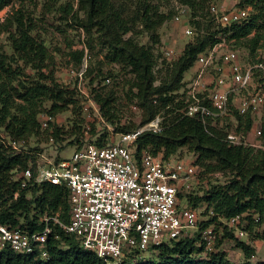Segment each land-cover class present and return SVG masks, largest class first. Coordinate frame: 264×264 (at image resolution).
Masks as SVG:
<instances>
[{
	"label": "trees",
	"instance_id": "obj_1",
	"mask_svg": "<svg viewBox=\"0 0 264 264\" xmlns=\"http://www.w3.org/2000/svg\"><path fill=\"white\" fill-rule=\"evenodd\" d=\"M12 0H0V11ZM117 0H77L78 8L84 12L80 25L89 33L95 30L98 39L104 45L111 61L118 62L134 74L135 81L130 87L136 88V97L144 109L145 116L138 127L151 122L158 112L164 111V119L160 123L161 131L152 133L144 131L136 141V153L150 149L155 155L161 154L164 159L174 155L180 148H187L196 154L195 165L205 172H228L230 177L226 183L208 180L198 184L196 190L188 194L193 208L204 206L206 212L212 211L217 217H230L245 213L256 214L259 221L264 220V149L243 144H232L226 134L210 126L203 125L198 119L190 118L176 112L180 103L174 94L183 86V75L196 62L201 53L206 52L219 36L228 35L229 39L241 41L251 54L260 42L259 31L263 28L262 14L250 15L241 25L230 26L216 31L210 24L194 20L203 12L205 0H177L191 11L192 20L198 33L193 41L187 43L180 56L168 67L166 75L157 79L154 68L157 56L151 47L138 45L124 35L133 32V27L122 16V8L116 5ZM260 0H244L245 4L258 5ZM168 16L159 14L147 1L139 3V11L133 19L141 21L145 31L150 33L152 43L158 41L156 27ZM16 31L12 38L14 54L28 67L35 76L23 75L21 68L12 69L0 62V128L2 133L16 139L30 136H45L46 140L59 142L65 131L55 122H49L41 131L37 117L42 112L43 103L49 102L48 115H56L77 109L74 99L75 91L59 84L46 63V49L43 44L30 35L29 27L21 19H15ZM202 30L200 33L199 30ZM251 36V37H250ZM264 46V45H261ZM83 53L73 54L80 62ZM24 76V78H22ZM10 78H13L12 80ZM12 81L16 82L14 86ZM158 82V84H156ZM111 94L97 95L95 103L107 122L113 123L114 113ZM15 100H18L17 103ZM238 122L237 130L247 132L252 126V115H239L234 112ZM77 125V121H74ZM137 126L116 128V133H126ZM264 136V130H263ZM113 137V136H112ZM112 137L104 133L95 143L104 147L111 143ZM83 144V143H82ZM82 144L78 145L81 146ZM35 166L31 154H14L0 143V223L18 226L28 233L44 228V217H56L58 222L69 221V204L66 189L48 183L20 188L14 177L17 172ZM17 197L14 198V195ZM50 233L47 236L42 258L38 251L32 254H18L11 251L0 252V264H105L94 252L80 247L78 240L66 234L58 223L48 222ZM222 238L233 239V231L227 230ZM199 234L178 240L162 242L148 247L156 251L155 258L137 259L140 253L133 251L126 254L119 264H264V260H252L253 248L243 240H235L234 247L243 254V259L233 263L226 251L220 249L206 252L198 242Z\"/></svg>",
	"mask_w": 264,
	"mask_h": 264
},
{
	"label": "built area",
	"instance_id": "obj_2",
	"mask_svg": "<svg viewBox=\"0 0 264 264\" xmlns=\"http://www.w3.org/2000/svg\"><path fill=\"white\" fill-rule=\"evenodd\" d=\"M243 1L231 0L225 7L210 6L219 28L241 25L249 19L253 5ZM219 39L198 56L192 67L193 78L180 91L182 115L196 118L206 126L208 121L234 112L252 115L264 104V61L245 63L237 50L228 47L224 36ZM78 77L77 91L88 99L81 83L82 72ZM55 119L42 115L41 129ZM161 129L156 118L133 131L118 133L115 136L118 140L110 135L112 141L104 147L85 142L68 159L33 169L28 166L17 172L14 179L22 189L43 183L64 187L69 221L61 224L56 217H44V228L31 233L0 223V252L38 251L42 258L46 257L44 246L50 220L105 264H119L128 253H143L150 246L193 237L196 233L204 250L212 252L217 239L215 223L233 231L237 238L243 237V214L229 219L217 217L210 222L216 215L210 210L201 219L199 210L203 206L193 208L188 198L193 186L201 181L205 184L209 179L219 181L222 172L204 173L193 161L184 162L174 155L164 159L150 149L136 153V141L142 132L159 133ZM0 143L14 154L27 153L24 139L1 132Z\"/></svg>",
	"mask_w": 264,
	"mask_h": 264
},
{
	"label": "rangeland",
	"instance_id": "obj_3",
	"mask_svg": "<svg viewBox=\"0 0 264 264\" xmlns=\"http://www.w3.org/2000/svg\"><path fill=\"white\" fill-rule=\"evenodd\" d=\"M142 1H147L159 14L170 15L156 27L158 39L156 43H152L150 33L144 30L141 21L133 19V16L138 13L139 3ZM205 1L203 12L198 14L200 17H196L194 20H198L200 23L208 22L211 30H219L218 23L209 8L211 5L225 7L231 4V0ZM116 5L122 8L121 16L133 27V32L124 35L123 39L131 38L138 45L151 47L157 56V66L154 68L157 79L166 75L171 63L180 56L184 46L193 41L198 33L194 24L191 23L193 21L191 11L177 0H117ZM259 13L262 14L261 21L264 25V0H260L257 7L253 6L252 15ZM15 19L25 22L29 27L30 35L43 44L46 49L48 70L52 71L59 84L75 91L74 99L77 101L76 110H72L70 106L68 111L56 115V125L65 131L59 142H54L53 139L46 140L42 135L22 138L26 142V152L35 159L33 168L70 158L78 145L85 142L95 143L104 133L108 132L109 128L111 131L108 132L109 136L115 137L119 133V131L116 133V128L137 126L141 122L145 112L136 97V88L133 87L132 92H129L135 81L134 74L122 64L110 60L109 52L101 44L95 30L87 33L80 25V21L84 19V12L78 8L77 0H12L0 11V62L12 69L19 67L23 75L32 77L35 76L34 71L26 66L12 49L11 41L16 31ZM186 30L190 32L186 34ZM199 31L202 32L201 29ZM259 33L260 42L252 54L248 48L241 44V41L229 39L228 35L230 34H226L224 40L229 48L238 51L243 62L251 63L255 59L264 61V46H261L264 45V26ZM81 51L83 55L80 62H77L73 54ZM192 67L183 75V86L193 78ZM80 72H82L81 83L89 95L88 99L77 91ZM1 73L3 74L0 69ZM12 84L15 86L16 82L12 81ZM181 88L173 93L175 100L180 103V108L176 111L178 113L183 111ZM110 92H112L110 97L115 116L113 123L106 121L95 103L97 95L105 96ZM133 105L136 106V109L132 108ZM49 107V102L43 103V110L37 117L38 121L41 120L42 115L48 114ZM164 117V111H160L154 119H159V123H161ZM74 121H77L76 126ZM208 126L226 134V139L232 144L260 148L264 146V104L252 114V126L246 133L242 130L243 123L240 126L241 130H237L238 122L235 113L217 120H210ZM2 130L0 128V133ZM115 139L119 138L115 137ZM174 156L184 162H192L197 157L185 147L180 148ZM229 177L228 172H222L219 182L226 183ZM209 180L213 181L214 179ZM196 189L197 185L193 186V190ZM204 206L199 210L201 219H204L207 214ZM241 222L245 235L237 238L233 234V239H223L222 236L228 232V229L215 223L217 239L214 251L220 244V249L226 251L228 258L233 263H237L243 259V254L234 247L235 240H243L253 248L252 260L254 262L264 260V220L260 222L256 214L245 213ZM155 257L156 251L149 249L140 253L137 259Z\"/></svg>",
	"mask_w": 264,
	"mask_h": 264
}]
</instances>
